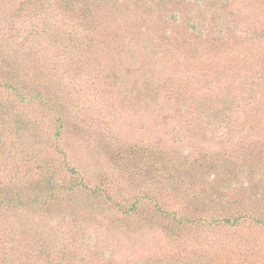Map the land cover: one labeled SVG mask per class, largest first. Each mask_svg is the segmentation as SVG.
<instances>
[{
    "label": "rangeland",
    "instance_id": "1",
    "mask_svg": "<svg viewBox=\"0 0 264 264\" xmlns=\"http://www.w3.org/2000/svg\"><path fill=\"white\" fill-rule=\"evenodd\" d=\"M0 264H264V0H0Z\"/></svg>",
    "mask_w": 264,
    "mask_h": 264
}]
</instances>
